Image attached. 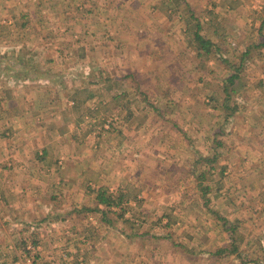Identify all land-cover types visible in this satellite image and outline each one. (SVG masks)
<instances>
[{
  "label": "rangeland",
  "instance_id": "rangeland-1",
  "mask_svg": "<svg viewBox=\"0 0 264 264\" xmlns=\"http://www.w3.org/2000/svg\"><path fill=\"white\" fill-rule=\"evenodd\" d=\"M141 19L175 28L187 45L176 41L177 61L166 55L168 44L156 45L160 59L120 60L139 46ZM164 31L157 26L154 34L171 41ZM196 32L214 43L209 53ZM93 39L121 57L117 68L133 84L138 73L141 87L152 88L121 96L145 97L135 130L143 143L132 146L144 151L133 165L136 185L127 193L105 186L121 199L74 208L79 230L72 237L48 231L42 220L17 222L12 264H45L41 243H57L59 264H264V0H0L3 111L45 65L43 74L57 83L65 75L79 80L91 63L104 65L88 59ZM24 69L30 76L15 74ZM103 110L89 105L83 124L97 134L124 126L118 112ZM7 156L2 148L1 174ZM65 243L74 250L63 252Z\"/></svg>",
  "mask_w": 264,
  "mask_h": 264
},
{
  "label": "crops",
  "instance_id": "crops-1",
  "mask_svg": "<svg viewBox=\"0 0 264 264\" xmlns=\"http://www.w3.org/2000/svg\"><path fill=\"white\" fill-rule=\"evenodd\" d=\"M72 20H68V24ZM146 24L143 19L136 22L138 31L142 32L141 36H136L139 46L134 51L128 48L126 57H114L99 39H93L89 45L94 48L87 51V56L89 60L104 63L101 67H96V62L91 63L87 66L90 73L84 75L81 69L77 72L79 80L74 82L71 75H65L57 83L50 80V75L43 74L48 69L44 64L46 69L36 75L39 76L36 80L31 84L23 81L18 86L19 99L9 101L11 107L6 112L2 106L6 97L0 100V136H7L2 148L7 147L8 153L7 170L0 173V264H12L17 257L18 249L13 241L17 222L27 224L31 220H42L48 231L68 233L67 237H72L69 232L75 234L79 230L74 208L98 203L96 194L100 187H117L125 193L129 183L136 185L132 177L137 167L133 165L142 159L144 151L132 146L143 143L139 137L142 133L135 130L140 129L144 121L145 97L140 93L138 98H123L129 97L128 93L134 89L139 91V87L142 92L152 88L150 85L141 87L142 83L136 78L138 73L133 84L125 70L117 68L116 60L160 59L164 53L156 55L157 46L168 44L166 55H173L177 61L176 41L180 49H187L185 41L176 37L175 28L169 27L168 31L164 28V21L152 19ZM157 26L159 31L165 30L171 35V41L165 43L154 34ZM125 27L129 28L127 38L132 40V28ZM107 61L114 63L110 65ZM140 70L139 75L143 76L144 71ZM15 74L30 76L26 69ZM95 76L96 84H91L89 80ZM20 100H23V109ZM89 105L103 108V112H118L124 126L97 134L82 122L84 112L89 113ZM27 111L34 112L30 119ZM2 148L0 145V151ZM44 175L46 178H42ZM40 248L44 260H48L45 264H59L56 261L61 251L57 243H41ZM71 250L74 245H63V252Z\"/></svg>",
  "mask_w": 264,
  "mask_h": 264
},
{
  "label": "trees",
  "instance_id": "trees-1",
  "mask_svg": "<svg viewBox=\"0 0 264 264\" xmlns=\"http://www.w3.org/2000/svg\"><path fill=\"white\" fill-rule=\"evenodd\" d=\"M196 42L201 46L202 49L205 50V52H210V49L214 44L211 41H208L202 37V35H199L197 32L194 34ZM234 75L228 76L226 78L227 81L233 82L234 81ZM97 198L101 203H105L109 205L113 201H119L121 197L114 198V195L112 193L108 192V189L105 187H100L97 191Z\"/></svg>",
  "mask_w": 264,
  "mask_h": 264
}]
</instances>
